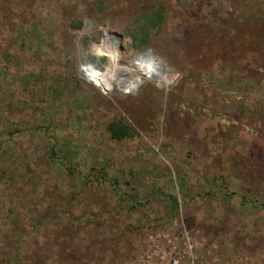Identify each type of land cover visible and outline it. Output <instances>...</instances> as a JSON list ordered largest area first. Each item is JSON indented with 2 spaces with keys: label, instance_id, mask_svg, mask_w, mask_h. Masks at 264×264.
<instances>
[{
  "label": "rangeland",
  "instance_id": "obj_1",
  "mask_svg": "<svg viewBox=\"0 0 264 264\" xmlns=\"http://www.w3.org/2000/svg\"><path fill=\"white\" fill-rule=\"evenodd\" d=\"M257 3L0 0V264H264V75L227 49L255 43ZM162 7L139 47L137 17ZM105 28L121 63L149 51L176 82H84Z\"/></svg>",
  "mask_w": 264,
  "mask_h": 264
},
{
  "label": "built area",
  "instance_id": "obj_2",
  "mask_svg": "<svg viewBox=\"0 0 264 264\" xmlns=\"http://www.w3.org/2000/svg\"><path fill=\"white\" fill-rule=\"evenodd\" d=\"M102 31L101 38L95 43L104 45L103 47L105 48L106 46L109 50L111 47L115 48L117 46L118 48L119 45L113 43V39L117 37L115 32L109 28H105ZM111 33L114 35H111ZM95 43L92 44L90 50L92 52H90L89 55L96 56L99 59L105 57V60L100 61L97 66L91 62L80 63L77 72L84 82L95 86L103 94H110L113 90H117L123 94H133L146 81L154 83L157 87L167 88L168 86L173 85L178 79L177 72L172 71L163 61L155 58L149 51L134 52L125 63H121L120 55L119 58L115 57L118 61L114 63L112 62L113 59L110 55L106 54L104 51L101 53L95 49L93 46ZM146 53L150 55L151 62H149L146 57H140ZM151 64H153V68H151ZM115 65L127 67L129 73L125 76L123 75L120 80H116L114 77L108 78V69H111L113 75V67ZM135 79H139L141 82L135 84ZM108 86H110V88H108ZM176 263L177 261L175 260L174 264Z\"/></svg>",
  "mask_w": 264,
  "mask_h": 264
},
{
  "label": "trees",
  "instance_id": "obj_3",
  "mask_svg": "<svg viewBox=\"0 0 264 264\" xmlns=\"http://www.w3.org/2000/svg\"><path fill=\"white\" fill-rule=\"evenodd\" d=\"M258 2H263V0H254L256 4ZM262 4V3H261ZM254 9H256L259 14L252 16L257 17L259 20H257L255 23L252 24V27L250 22L248 25L246 24L245 27L248 29L244 36L248 38H253V41H255L254 44H251L249 47L241 46L240 43L242 42L243 36L239 34L237 40L234 41L235 44L231 43L228 47L227 43V49H230L231 58L233 60H237L239 63H241L242 68L240 69V72L242 75V78H250V77H256V72H261L260 74L264 75V46H262V43L264 42V8L262 6H252ZM162 11V13H161ZM166 8H157V10L147 13H142L141 17H137V21L135 24V29L133 30L132 34L135 37V40H138L139 47H145L147 41L151 39V33L152 30L159 29L161 27V24L163 23L164 19L166 18ZM164 14V15H163ZM256 18V19H257ZM78 29L82 27V21L78 20L74 22L73 24ZM261 26V27H260ZM239 30V28H237ZM243 28H241V31H244ZM251 29V34L249 33V30ZM151 32V33H150ZM150 35V36H148ZM258 37V38H257ZM262 37V40H261ZM257 41H256V40ZM87 36L83 40V43H87ZM260 41V42H258ZM238 51V52H237ZM104 58L98 59L91 55H86L84 62H91L95 66L99 64L100 61H103ZM254 67L256 69H254ZM248 68L251 69L249 72ZM239 76V75H236ZM108 129L113 137L116 138H126L130 137L132 134L131 132H128V126L122 125V124H116L115 122L108 124ZM245 197L242 196V201ZM172 201L176 203V199L172 198Z\"/></svg>",
  "mask_w": 264,
  "mask_h": 264
},
{
  "label": "bare ground",
  "instance_id": "obj_4",
  "mask_svg": "<svg viewBox=\"0 0 264 264\" xmlns=\"http://www.w3.org/2000/svg\"><path fill=\"white\" fill-rule=\"evenodd\" d=\"M119 43H122V41ZM95 47V49L99 52L102 53V51H104L106 54L110 55V57H112V62L116 63L118 61V59H116L115 57H118L121 55V49L117 46L115 48H112L109 50L108 47L105 46V48L103 47L104 45H100L99 43L98 44H94L93 45ZM121 47V46H120ZM114 57V58H113ZM140 57H146L149 62H151V58H150V55L148 53L146 54H143L141 55ZM159 64V63H158ZM161 65V64H159ZM151 68H153V64H151ZM128 68L127 67H121L120 65H115L113 67V75H112V72H111V69H108V73H109V76L108 78H112L114 77L116 80H120L121 77L124 75H127L129 73V70H127ZM152 70V69H151ZM135 84H139L141 81L139 79H135L134 80ZM110 88V86H108Z\"/></svg>",
  "mask_w": 264,
  "mask_h": 264
},
{
  "label": "water",
  "instance_id": "obj_5",
  "mask_svg": "<svg viewBox=\"0 0 264 264\" xmlns=\"http://www.w3.org/2000/svg\"><path fill=\"white\" fill-rule=\"evenodd\" d=\"M115 35L117 37L113 39V43L119 45V47H120L121 46V43H119V41L121 42L122 36L119 33H115Z\"/></svg>",
  "mask_w": 264,
  "mask_h": 264
}]
</instances>
